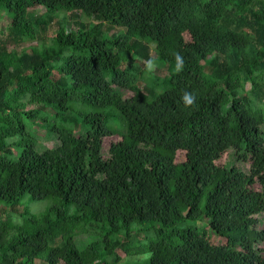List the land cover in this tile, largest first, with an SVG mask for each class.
Segmentation results:
<instances>
[{
  "label": "trees",
  "instance_id": "1",
  "mask_svg": "<svg viewBox=\"0 0 264 264\" xmlns=\"http://www.w3.org/2000/svg\"><path fill=\"white\" fill-rule=\"evenodd\" d=\"M66 12L90 21L44 41ZM0 13V202L22 217L0 222V264H116V248L126 264H264V0H0ZM147 59L167 74L147 81ZM37 127L58 144L37 149ZM25 197L59 204L24 214ZM137 224L157 225L143 247ZM93 226L103 239L78 248Z\"/></svg>",
  "mask_w": 264,
  "mask_h": 264
},
{
  "label": "rangeland",
  "instance_id": "2",
  "mask_svg": "<svg viewBox=\"0 0 264 264\" xmlns=\"http://www.w3.org/2000/svg\"><path fill=\"white\" fill-rule=\"evenodd\" d=\"M44 11H45V8H38L34 11V13L41 14ZM55 14L52 15L54 20L49 22L48 24L49 25L48 33L43 36L44 41L47 40L48 37L51 36V34L59 28L60 21L66 22V25L69 28L77 27V24H79V22H89L90 21L89 19H86L85 17H83L79 12H66V13H57L56 15ZM1 17H2V13H0V18ZM103 29L106 34L115 35L118 32L119 27L109 25L108 23H104ZM27 44L28 42H24L22 45L27 46ZM152 58L153 59L155 58L154 52H152ZM150 61L154 65V70L151 71L152 75L147 76V81H149L150 79L151 81H153V79L162 78L167 74L165 68H162L160 70L157 69L159 64H157L155 60L152 61V60L147 59V60L141 61L140 63L142 64V67H143V64L148 65ZM140 83H142V81ZM145 83L146 81H144V84ZM247 88H249V84H247ZM118 92L120 93L122 98H129L134 95L133 92L128 89H118ZM261 129L264 131V125H261ZM35 130L38 133L37 149L41 147H53L58 144V139H56L55 137L51 135L50 136L46 135V133L41 129V127H37L35 128ZM118 130L121 131L122 129L118 128ZM117 139H119V136L117 134H111V135L103 137V156L104 158H107L106 152H107L108 145ZM228 152H229V162L231 163V165L234 164L235 166L239 167L243 171L247 173L250 172V169H251L250 161L249 162L240 161L239 158L237 157L238 155L236 154L234 148H230ZM56 204H59V203L57 200H54L53 198L47 197L42 200H34L31 197H25L19 201V203L17 204L18 206L17 208H18V212L23 211L24 214L28 213V214H33V215H41L44 212H46V210L50 206L56 205ZM10 207L11 206L8 202H4V201L0 202V222L4 226L14 227L16 223L22 221V217L19 216V213L16 214L13 212L15 208L12 209ZM68 211L72 212L73 208L69 209ZM256 217L259 220L258 225H257L258 228L264 229V212L260 213ZM93 227H94V230H91L90 232L89 231L85 232L84 234L76 235L74 237L75 244H77L78 248H83L84 246H86V244H88L91 241L103 239L104 231H101V229L97 226H93ZM156 227L157 225H151V224H147V225L137 224L133 226L134 231L142 230L140 234L142 237H140V239L138 240L140 241L139 243L141 247H143L144 244H148L154 238ZM9 237L10 236L5 235L4 239L7 240ZM138 241H135L134 243H137ZM261 247H264V243L261 244ZM115 254L119 257L118 259H121V260L123 259L122 261L116 264L128 263L127 262L128 259H125V255L120 248L115 249Z\"/></svg>",
  "mask_w": 264,
  "mask_h": 264
},
{
  "label": "clouds",
  "instance_id": "3",
  "mask_svg": "<svg viewBox=\"0 0 264 264\" xmlns=\"http://www.w3.org/2000/svg\"><path fill=\"white\" fill-rule=\"evenodd\" d=\"M147 68L149 71L154 70V65L151 61L148 63ZM176 70L177 72L183 70V58L179 54H176ZM182 100L185 107L191 108L195 104L196 96L191 92H185L182 96Z\"/></svg>",
  "mask_w": 264,
  "mask_h": 264
}]
</instances>
